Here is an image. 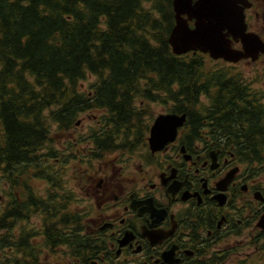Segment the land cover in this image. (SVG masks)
Segmentation results:
<instances>
[{
    "label": "flooded vegetation",
    "instance_id": "af4514ba",
    "mask_svg": "<svg viewBox=\"0 0 264 264\" xmlns=\"http://www.w3.org/2000/svg\"><path fill=\"white\" fill-rule=\"evenodd\" d=\"M233 2L244 11L245 34L260 41L249 49L227 29L242 59L184 55H205L220 80L245 91L234 101L204 93V107L189 124L179 114L186 122L161 150L153 152L149 138L160 115L174 114L169 108L144 117L141 139L131 132L109 151L111 117L93 109L68 129L50 124L47 113L38 154L20 164L0 156V264H264V0ZM218 103L252 113L256 138L241 137ZM158 104L135 102L148 110Z\"/></svg>",
    "mask_w": 264,
    "mask_h": 264
},
{
    "label": "trees",
    "instance_id": "16d2710c",
    "mask_svg": "<svg viewBox=\"0 0 264 264\" xmlns=\"http://www.w3.org/2000/svg\"><path fill=\"white\" fill-rule=\"evenodd\" d=\"M172 13L171 0H0V156L20 164L39 152L47 113L50 124L68 129L81 113L106 110L109 151L133 139L131 132L137 140L148 132V106L137 107L138 100L186 113L187 124L204 107V93L234 101L245 88L220 80L205 55L173 53ZM217 107L233 113L241 137L256 138L252 113Z\"/></svg>",
    "mask_w": 264,
    "mask_h": 264
},
{
    "label": "water",
    "instance_id": "95a60500",
    "mask_svg": "<svg viewBox=\"0 0 264 264\" xmlns=\"http://www.w3.org/2000/svg\"><path fill=\"white\" fill-rule=\"evenodd\" d=\"M233 4V0H198L196 4H193V0H174L176 26L169 39L173 53L181 56L191 51L201 52L215 60L225 59L230 62L242 59L243 53L234 52L232 40L224 31H232L233 39H241L249 49L254 46L255 39L259 38L245 34L244 11L236 10ZM184 15H188L189 19H185ZM193 20L195 27L191 29L189 21ZM185 122L186 115H160L151 128L149 138L153 152L175 140L178 129Z\"/></svg>",
    "mask_w": 264,
    "mask_h": 264
},
{
    "label": "rangeland",
    "instance_id": "374dc122",
    "mask_svg": "<svg viewBox=\"0 0 264 264\" xmlns=\"http://www.w3.org/2000/svg\"><path fill=\"white\" fill-rule=\"evenodd\" d=\"M92 81H94V80L92 79ZM90 83H91L90 81H84V82H82V86H84L85 88L88 89L90 86ZM167 108L168 107H166L165 105H161V104L160 105L159 104L158 105H150L149 114L146 118L147 122L152 121L153 118L157 117L159 114L165 113ZM92 125H95V119L94 118H92V120H87V122L83 123L81 131L84 132L85 130H88L89 127Z\"/></svg>",
    "mask_w": 264,
    "mask_h": 264
}]
</instances>
